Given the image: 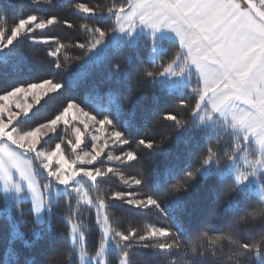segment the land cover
Listing matches in <instances>:
<instances>
[{"label": "snow or ice", "instance_id": "snow-or-ice-1", "mask_svg": "<svg viewBox=\"0 0 264 264\" xmlns=\"http://www.w3.org/2000/svg\"><path fill=\"white\" fill-rule=\"evenodd\" d=\"M34 2L40 3L41 0ZM46 2L51 3V0ZM74 7L89 16L107 15L114 18L115 24L110 32L135 34L141 27L150 31L149 47L153 55L147 63L152 64L153 69L149 70L143 63L131 75L132 82L151 84L153 88L163 90L170 88L171 84L161 78H184L190 76L195 68L197 82L195 86L189 83L183 93L190 95L193 103L189 105L186 99L181 101L182 107L190 109L189 117L182 119L171 111L165 113L162 118L171 122L176 135L157 142L144 137L131 138L109 116L99 118L77 102L68 100L51 118L22 129L17 121L32 113L42 102L56 106L57 101L53 98L64 88V81L53 75L19 84L0 93V180L5 191L30 193L31 211L36 214L39 224L41 214L45 210H52L49 198L52 182L73 185V192L78 195L83 193V203L94 207L97 212L96 222L103 233L95 257L97 261L104 258L109 241L116 245L120 253L118 264H146L134 255L137 248L152 250L156 264H176L169 258L180 255L185 249H190L195 256H204L205 253L198 250L199 240L211 238L215 244L224 238L209 236L214 232L224 233L225 229L218 227L219 208H234L240 200L248 199L246 185L252 182L264 187V0H122L106 9L90 7L86 3H77ZM58 23L73 27L72 23L60 17L42 18L36 14L18 19L15 26L9 29L0 27V51L10 48L25 36L34 43H55L56 46L47 52V56L53 58V67L58 72H67L73 64L72 58L66 51L62 54V49L66 50L68 45L59 43L52 36L33 35ZM83 28L93 38L90 43L74 46L86 51L95 50L110 33L102 24L91 28L84 24ZM162 31L177 38V46L167 59L157 51L163 44V41L157 40V34ZM126 46L128 53L125 59L114 64L113 71H119L124 63L130 62L136 42L129 39ZM155 56L160 57L159 62H155ZM77 59L79 61L83 57ZM209 122H214L215 127L207 128ZM201 127H204L203 134L211 136L209 143L215 150L206 147L197 155L195 167L187 168L174 182L157 185L161 190L154 191L148 186L142 150H160L170 140L178 138L181 130L187 128L195 135ZM89 130L91 147L85 149L82 145ZM58 132L65 136L70 132L74 139H61L54 149L43 147ZM222 138H227L225 144L220 143ZM65 143L70 146L72 156L65 154L62 147ZM116 149H119V154H113ZM249 149L253 158H246L245 166L241 168L238 166L240 154ZM28 154H31V158H28ZM102 158L121 168L130 165V168L136 169V173L125 174L114 166L97 165ZM158 163L156 160L150 168L154 169ZM231 165H235V175L225 184L224 170ZM38 169H43L49 178V182L43 185L48 190L46 193L41 191L36 178ZM213 173H217L214 184L225 185L224 191L216 196V204L208 215L206 227L196 233L191 244L188 240L182 243V235L176 225L168 222L164 206H180L185 194L201 178ZM15 174L19 176L18 181L14 178ZM110 176H117L126 187L111 192L110 197L98 194V199L89 196L84 184L78 180L84 177L96 185L100 178ZM22 184L26 185V189L22 188ZM109 199L155 213L161 220L140 228L118 230L109 222ZM71 204V199L66 201V207L71 208ZM20 212L23 217L22 208ZM256 219L264 227V202L253 201L227 228L225 235L235 245L236 264H244L243 257L247 255H251L258 264H264V233L258 243L239 239L243 227ZM71 229L72 239L82 247L84 232L80 231L77 235L76 224H72ZM32 234L37 239L41 238L40 232L32 230ZM74 254H68L63 246L55 247L48 256L47 264H73ZM80 258L85 259L83 252ZM187 264H193V261Z\"/></svg>", "mask_w": 264, "mask_h": 264}, {"label": "trees", "instance_id": "trees-1", "mask_svg": "<svg viewBox=\"0 0 264 264\" xmlns=\"http://www.w3.org/2000/svg\"><path fill=\"white\" fill-rule=\"evenodd\" d=\"M122 0H41L35 3L34 0H0V22L2 28L9 29L15 26L20 18L29 14H36L42 18L51 16L67 20L73 27L69 28L63 23L50 26L33 35L40 37H55L59 43L68 45L62 49V54L72 58V65L67 72H58L52 64V57L47 52L56 46L55 43H34L27 36L15 42L7 52L0 55V93H4L19 84L30 83L53 75H57L64 81V88L53 98L57 101L55 107L50 102H42L41 106L22 120L24 126H32L43 120L51 118L55 111L65 101L72 100L80 104L86 110L103 118L105 115L113 119L114 124L122 129L131 138H150L159 142L165 137H174L176 129L171 122L163 120V115L168 112L178 114L182 119H188L189 108L181 106V101L186 99L191 105L193 100L190 95H183L184 91L170 90L165 88L157 90L151 84L140 85L131 81L130 77L143 63L149 70L153 65L147 63L151 53L149 42L151 36L141 34L136 41V47L131 51L130 62L122 65L119 71H113V65L125 59L128 53L125 46H115L111 41L114 32H110L115 24L114 18L107 15L89 16L80 13L75 9L77 3H86L90 7L99 6L107 8L113 3H120ZM99 8L97 9L99 11ZM88 24L89 28L102 24L109 30L106 40L95 50L86 51L74 45L79 43H90L93 38L83 28ZM163 44L158 52L165 57L171 56L177 46L172 39L163 38ZM159 42V41H158ZM83 57L82 60L77 58ZM160 57L157 62H159ZM207 128H213L206 125ZM204 127L196 130V134L185 128L181 130L178 138L170 140L163 148L156 151L142 150L146 178L148 186L159 192L160 187L178 179L187 168L195 167L198 163L197 155L202 153L206 147L215 148L209 143L210 135H205ZM90 136L85 134L83 148L89 149ZM61 139L67 141L74 139L69 132L67 136L58 132L50 137L43 146L52 148ZM227 138L220 140L225 144ZM65 154L72 156L70 146L65 143L63 146ZM128 147V146H125ZM114 153L119 154V149ZM158 160L156 167L150 168ZM114 166L117 171H124L125 174H135L136 169L126 165L121 168L114 162L106 160L97 162V165ZM97 165H93L95 167ZM38 177L42 185L47 184L49 178L43 169H38ZM216 174L213 173L190 189L184 196L183 202L178 207L165 205V214L169 223L178 227L182 237L181 242L188 240L191 244L196 238V233L206 227L207 218L216 204V196L224 191L223 184L215 185ZM225 184L234 178L233 174H225ZM84 184L88 195L94 199L99 196L110 197L111 192L124 190L126 186L117 176L102 177L96 185L87 178H78ZM53 185L54 181L52 182ZM59 186V187H58ZM55 196H52V210L48 221L37 224L34 211H31L32 203L29 200H13L9 209L5 207L3 193L0 191V264H47V259L52 249L63 246L68 254H74L73 264H82L80 254L75 250L70 237L71 222L78 224L79 231L84 232L83 247L95 255L99 251V242L102 238V230L97 225V212L94 207L78 201L77 194L73 192V185L60 186ZM248 199H242L234 208L222 206L217 211L218 227L225 229L224 233H210V237L224 236L217 243H212L211 238L199 240L198 250L204 252V256H195L190 249H185L180 255H173L169 259L176 264H187L192 260L193 264H236L234 255L235 245L226 237L227 228L233 220L242 214L245 208L253 201H262L255 193H250ZM72 201L71 208L66 207V201ZM81 200V199H79ZM110 207L107 215L110 217V224L118 230L140 228L150 223H157L161 218L155 213H149L144 209L133 208L123 201L109 199ZM24 215L21 217L20 209ZM49 221L51 223L49 224ZM83 225V228H80ZM32 230L41 233L37 239ZM264 227L259 219L252 221L243 227L239 239L243 242L258 243ZM78 243V242H77ZM134 255L146 262L156 264V258L150 249H135ZM120 253L116 245L109 244L105 251V264H118ZM244 264H258L251 255L243 257ZM86 264H101V262L88 261Z\"/></svg>", "mask_w": 264, "mask_h": 264}, {"label": "rangeland", "instance_id": "rangeland-1", "mask_svg": "<svg viewBox=\"0 0 264 264\" xmlns=\"http://www.w3.org/2000/svg\"><path fill=\"white\" fill-rule=\"evenodd\" d=\"M30 1H33V0H30ZM0 27H2L1 22H0ZM141 34H145V35L151 36V33H150V31L148 29H145V28L141 27V28H138L137 29V31H136L135 34L114 32L111 42L115 46H119V45H121L123 43H126L129 39H131V40H133V41L136 42L137 39L139 38V36ZM171 36H173L174 38L172 39ZM163 38L172 39V40H174V41L177 42V38L174 36V34H171V33L167 32V31H162V32H160V33L157 34V40L158 41L162 40ZM161 48L158 47L157 51L159 52L161 50ZM7 50L8 49H4V50L0 51V55L4 51L7 52ZM152 55L153 54L151 53L150 56H152ZM158 59H159V56H155L154 57L155 62H157ZM161 79L164 80V81H166V82H169L171 84V87L168 88V89H170V90H177L178 89L180 91H185L188 88L189 83H191L192 86H195V83L197 82V79H198V74H197L195 68H193L190 76H187V77H184V78L164 77V78H161ZM34 110H35V108L33 109V111ZM26 118H27V116L21 117V119L17 121V124L22 129H26V128L30 127V126H28V127L27 126H24V123H23L22 120H24ZM207 126H209V127H215V124H214V122H209L207 124ZM90 132H91V130H89V132H86L85 134L87 136H90ZM89 141H90V138H89ZM252 143H253V146H254V141ZM43 147H45V146H43ZM45 148L50 150V149H54V146L52 148H48V147H45ZM251 152H252V150L249 149L247 152H242L240 154V160L238 161V166L239 167L243 168L245 166L244 165V161H245L246 158L248 160H251L253 158ZM113 154H116V153H113ZM28 158H31V154H28ZM227 173H229V174L231 173L234 176L235 175V165H231L228 168H226L224 170V174H227ZM14 178L18 181L19 180L18 174H15L14 175ZM36 178H37V180L39 182V186L41 188V191L46 193L48 190L43 188V185L41 184L38 175H37ZM81 178H84V177H81ZM54 184H55V182H54ZM58 185L59 184H55V185H53L52 188H50V190H49V198L50 199H51L52 196H55L57 194V191H58L57 186ZM60 186H62V185H60ZM22 188H25L26 189V185H23L22 184ZM0 191L3 193V198H4V201H5V207H6V209H9L10 208L13 200H29L32 203L31 194L30 193L29 194H25V192H23V191L20 192V193H16L14 191L13 192H7V191H5V189L3 187V181L2 180H0ZM246 192L255 193L262 201H264V187H262L260 185V183H258V182H252V183L246 185ZM77 199H78L79 202L80 201L83 202V193H81L79 195L77 194ZM79 199H81V200H79ZM34 216H35V220H36V214L35 213H34ZM49 218H50V210H45L44 213L41 214V221H40V223H43V222L48 221ZM72 224H76L78 226L77 222H75L74 220L71 222V225ZM79 232L80 231L78 229L77 235H79ZM70 237H71V240H72L73 244L75 245V250L77 252H79V254H81V252L84 253L85 259L84 260H81V258H80L82 264H86V262H88V261H93L95 263L101 262V264H105V260L102 259L100 261H97V258H95L96 257V254L95 255H92V253L89 252V251H87L83 246L81 247V245H80L79 242L77 243V241H74L72 239V229L71 228H70ZM109 244L113 245V242L109 241L108 245Z\"/></svg>", "mask_w": 264, "mask_h": 264}, {"label": "crops", "instance_id": "crops-1", "mask_svg": "<svg viewBox=\"0 0 264 264\" xmlns=\"http://www.w3.org/2000/svg\"><path fill=\"white\" fill-rule=\"evenodd\" d=\"M171 37H172V39L174 38L173 36H171ZM171 37H170V38H171Z\"/></svg>", "mask_w": 264, "mask_h": 264}]
</instances>
